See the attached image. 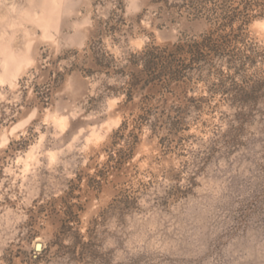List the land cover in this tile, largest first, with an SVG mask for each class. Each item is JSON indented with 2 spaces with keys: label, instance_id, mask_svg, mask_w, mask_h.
<instances>
[{
  "label": "clouds",
  "instance_id": "1",
  "mask_svg": "<svg viewBox=\"0 0 264 264\" xmlns=\"http://www.w3.org/2000/svg\"><path fill=\"white\" fill-rule=\"evenodd\" d=\"M0 264H264V0H0Z\"/></svg>",
  "mask_w": 264,
  "mask_h": 264
}]
</instances>
